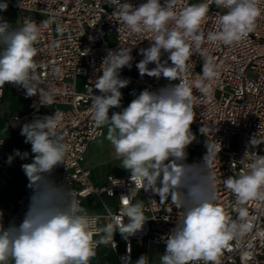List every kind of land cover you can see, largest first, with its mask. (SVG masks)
I'll return each instance as SVG.
<instances>
[{"label": "clouds", "instance_id": "1", "mask_svg": "<svg viewBox=\"0 0 264 264\" xmlns=\"http://www.w3.org/2000/svg\"><path fill=\"white\" fill-rule=\"evenodd\" d=\"M104 2L115 9L114 14L132 33H152L151 46L140 50L143 59L136 64L140 75L180 82L158 91L145 89L121 112L109 117L110 108L121 106L120 89L129 83L119 77V71L125 66L130 68L134 59L131 48L109 50L95 84L101 94L92 95L90 113L94 124L97 128L107 127L106 139L114 147L117 159L122 160V168L131 173V193L136 189L151 190L161 202L170 198L172 204L184 210L183 220L164 239L166 246L159 264H220L223 251H230L232 241L238 243L252 227L247 203L264 201V156L246 151L244 158L251 160L248 170L223 180L225 188L235 196L238 220L231 219L217 202L212 172L214 146L206 143L202 163H184L186 148L195 139L190 131L195 111L191 82L181 79V75L188 70L190 57L202 54L204 44L222 42L231 46L244 41L254 31L260 15L258 0H213L217 8L226 11L217 14L207 31L202 24L208 15L209 0L187 5L179 12L174 11L178 0H165L164 5L160 0H146L138 6L127 0ZM7 7V3H0V11ZM170 23L175 27H169ZM40 24L46 28L49 22ZM56 31L62 35L64 29L57 24ZM39 32L34 21L13 29L0 18V95L6 83H13L26 89L27 96L39 93L42 104L53 102L54 92L41 87L37 73L35 44ZM162 50L169 53L171 66L167 61L161 62ZM150 63L156 65L151 70L147 67ZM52 71L60 74L58 67ZM214 73V61L205 58L202 80L196 83L202 95L209 92L204 80L210 82ZM58 120L59 114L55 113L21 129L34 154L32 163L21 166L33 195L18 226L11 224L5 229L0 223V264H91L96 249L112 241L115 232L127 238L142 229L146 221L144 202L133 203L131 194L121 195L120 212L128 223H122L121 216L115 215L113 223L97 228L100 217L87 213L77 191L56 186L49 179L70 151L56 130ZM200 132L205 134V128ZM250 143L255 146L264 141L253 138ZM26 156L27 153L22 158ZM94 234L99 239H94ZM136 264H150V260L141 255Z\"/></svg>", "mask_w": 264, "mask_h": 264}, {"label": "built area", "instance_id": "2", "mask_svg": "<svg viewBox=\"0 0 264 264\" xmlns=\"http://www.w3.org/2000/svg\"><path fill=\"white\" fill-rule=\"evenodd\" d=\"M125 2V0H121ZM133 6L145 3L146 0H127ZM165 4V0H160ZM204 0H178L174 11L179 12L190 4L202 3ZM19 12L21 21L13 29L23 27L26 21H34L40 27L35 47L38 54L37 73L46 90L54 92L51 104H42L40 95L27 96L22 86L7 83V88L14 94L29 100L33 111L28 115H15L7 120V127L19 131L25 124L37 120L34 115L42 111L46 116L59 114L57 132L63 137L70 151L65 154L63 163L58 164L49 175L56 186L70 187L77 191L83 206L92 197L103 205L98 215L97 228H103L113 223V216L120 215L122 223L128 219L122 215L120 196H132V202H144L145 223L142 229L127 238L118 231L113 240L106 244L117 252L118 264H133L134 244L137 243L140 252L149 250L153 245L166 246L164 239L171 233L177 223L183 220V209L177 208L169 200L160 201V197L151 190L134 189V184L127 176H108L102 185L92 181V173L85 166L86 154L90 145L101 138L105 127L97 128L90 113L92 95H100L95 89L96 79L102 75V62L109 50L131 48V67L125 66L119 71L121 79L129 80L128 85L136 84L150 91H158L170 84L180 81H169L141 76L136 67V75L132 76L134 64L143 59L141 49L151 46L152 33L145 31L132 33L123 26V22L115 9L104 0H0ZM260 15L255 22L254 31L244 41L227 46L222 42L206 43L202 46V54H194L188 61V70L181 79L191 82L193 93L194 121L190 131L195 139L187 146L186 165L200 164L207 152L206 143L213 145L212 172L216 178L217 202L227 215L238 220L234 194L225 188L223 180L230 176H238L248 170L251 163L244 158L245 152L264 156V143L253 146L250 141H264V0H258ZM226 10L217 8L213 0H209L208 15L203 21L205 31L216 21L217 14ZM48 21V27L40 22ZM59 24L64 32L56 31ZM169 27H175L170 23ZM91 38V39H90ZM169 53L162 50L161 62L168 61ZM205 58L214 61L215 73L211 81L204 80L209 86V92L202 95L196 83L202 80V65ZM155 63H150L149 70ZM58 67L60 74L54 75L52 69ZM5 95V87L2 89ZM112 108L109 110V114ZM205 128V134L200 129ZM19 152L21 155H17ZM27 153L26 157L23 154ZM196 153L195 156H190ZM9 157H12L9 162ZM31 146L20 148L9 146L5 139L0 138V191L11 181H24L20 197L7 206L0 207V223L7 229L11 224L19 225L29 209L33 190L28 187L29 180L22 165L33 161ZM167 163V162H166ZM16 168V172L13 169ZM141 195L143 197H141ZM105 198L115 200L111 206ZM155 200L156 203H152ZM106 206V207H105ZM251 217L252 227L237 243L232 241L231 250L223 251L220 264H264V201H250L246 205ZM109 210L111 215H109ZM99 235H103L100 233ZM94 234V239H99ZM119 250V251H118ZM150 264H159V260Z\"/></svg>", "mask_w": 264, "mask_h": 264}, {"label": "rangeland", "instance_id": "3", "mask_svg": "<svg viewBox=\"0 0 264 264\" xmlns=\"http://www.w3.org/2000/svg\"><path fill=\"white\" fill-rule=\"evenodd\" d=\"M0 18L3 16L5 18V21H7L9 24H11L13 21H18L19 17L14 12H11L10 10H4L0 12ZM130 74L132 76L136 75V64H134L132 70H130ZM122 92V100H121V106L118 108H112L109 114V117H111L113 112H121L123 108H126L130 102L136 98V96L139 95V93L143 90L138 89L134 86H128L120 89ZM9 107L11 109L18 108L19 110L22 109H28V101L20 98L12 101L11 103H8ZM107 127L105 126L104 134L101 138L94 141L86 154V167L89 168L92 172V179L94 181H103L108 176H127L130 175V171L122 168V160L117 159L115 149L111 145V143L106 139L107 135ZM196 153H191L190 156H195ZM14 182H20V181H14ZM110 205H113V201L109 202ZM92 204V203H91ZM90 203L88 204V206ZM96 209H100V206H97V204L92 205ZM165 250L164 246L161 245H153L148 254V250L144 249L142 252L139 250V246L137 243L134 244V255H136L134 263L136 264V261L141 257V255H146L147 257L150 256L151 261L159 260L160 255L163 254ZM97 255L96 257L91 261V264H117L116 263V257L115 254L117 252L113 250L109 244H102L97 249ZM119 251V250H118ZM114 259V261H113Z\"/></svg>", "mask_w": 264, "mask_h": 264}, {"label": "crops", "instance_id": "4", "mask_svg": "<svg viewBox=\"0 0 264 264\" xmlns=\"http://www.w3.org/2000/svg\"><path fill=\"white\" fill-rule=\"evenodd\" d=\"M7 9L10 10L11 12H14L19 17L18 21H13L10 25L11 26L18 25L21 21V16H20L19 12H17L16 10H13L9 6L7 7ZM1 18H3V20H5V18L3 16H1ZM131 85L138 88V89L145 90V88L140 87L136 84H130V85H127L126 87L131 86ZM6 86H7V83L3 86V87H5V95H4L3 99L0 100V138L5 139V141L7 142V144L9 146H17L20 148L29 147V146H31V144L25 143V137L21 135V130L13 131V130L8 129L7 120L9 117L15 116V115H20V116L21 115H28L33 111V107L30 104L29 100L23 98V99L28 101V105H29L28 109H25V110L24 109L19 110L18 108L11 109L9 107L8 103H11L12 101H14L16 99H20L22 97L14 94ZM45 116H46V112L42 111L40 113L35 114L34 118L35 119H41ZM85 166H86V162H85ZM13 171L16 172V168H14ZM105 180H106V178L103 181H98V180L94 181V179H92V181L96 185H102L105 182ZM23 188H24V181L23 180H21L20 182L11 181L6 187H4L0 191V207L7 206L8 204L17 200L20 197V195L22 194ZM141 197H143V196L141 195ZM105 201L107 203L113 201V205L116 202L115 200H110L108 198H105ZM89 203H90V205L88 206ZM95 204H97V206H100V209H98V208L96 209L95 207L92 206ZM109 204H111V203H109ZM83 207L85 208V210L88 213H101L104 211L103 205L95 197H92V198L86 200L83 204ZM115 257L117 260L116 263L118 264V259H117L116 254H115ZM113 261H114V259H113Z\"/></svg>", "mask_w": 264, "mask_h": 264}]
</instances>
